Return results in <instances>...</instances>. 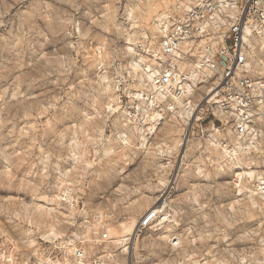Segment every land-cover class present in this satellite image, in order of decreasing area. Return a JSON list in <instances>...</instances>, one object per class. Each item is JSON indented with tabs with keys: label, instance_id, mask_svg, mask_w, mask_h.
Returning <instances> with one entry per match:
<instances>
[{
	"label": "rangeland",
	"instance_id": "374dc122",
	"mask_svg": "<svg viewBox=\"0 0 264 264\" xmlns=\"http://www.w3.org/2000/svg\"><path fill=\"white\" fill-rule=\"evenodd\" d=\"M170 1L0 0V239L31 230L42 235L50 223L62 236L89 215L119 231L120 222L141 219L165 192L173 226L155 222L139 232L133 246L141 264H169L172 249L160 234L180 228L182 214L197 230L203 214V228L225 229L255 264L263 261L264 204L239 195L227 173L197 167L189 148L186 161L170 155L165 163L160 147L176 149L166 135L174 122H164L152 143L141 140L135 125H124L98 74L99 49L114 55L129 33L123 5L133 28L138 15L149 19L153 3ZM75 24L78 38L68 34ZM41 205L55 211L46 214Z\"/></svg>",
	"mask_w": 264,
	"mask_h": 264
},
{
	"label": "built area",
	"instance_id": "2783aa9c",
	"mask_svg": "<svg viewBox=\"0 0 264 264\" xmlns=\"http://www.w3.org/2000/svg\"><path fill=\"white\" fill-rule=\"evenodd\" d=\"M126 7L122 20L131 40L125 37L114 55L99 49L97 70L112 86L127 121L148 129L149 144L165 120L176 121L181 139L198 143L189 149L198 155L197 167L221 163L239 195L247 199L251 194L264 204V0L156 2L149 19L138 15L133 28ZM68 34L78 38V24ZM151 124L156 128L151 130ZM173 152L176 161H186L178 158L180 150ZM244 168L253 170L252 177L238 176ZM174 183L168 181L167 187ZM165 194L160 195L162 208L141 217L135 239L166 210ZM185 217L180 216V228L167 231L169 264H255L225 229L203 228V214L197 216L198 230ZM100 219L89 215L58 237L33 230L7 234L0 239V264H141L133 245L110 242ZM195 232L201 240L191 238ZM259 242L264 261V237Z\"/></svg>",
	"mask_w": 264,
	"mask_h": 264
},
{
	"label": "bare ground",
	"instance_id": "6f19581e",
	"mask_svg": "<svg viewBox=\"0 0 264 264\" xmlns=\"http://www.w3.org/2000/svg\"><path fill=\"white\" fill-rule=\"evenodd\" d=\"M152 29H153V25H152ZM129 34V33H128ZM126 39H129V40H131L130 39V37H126ZM125 43V42H124ZM125 50V49H124ZM125 52L127 53V51L125 50ZM128 56V54H126V57ZM127 62H128V59H127ZM130 63L132 64V62L130 61ZM132 66H133V64H132ZM106 89H107V91H108V96H109V101H111L112 103H114V104H116V106L117 107H114V105L112 106V107H114L115 109H117L118 111H119V114H120V116L124 119L123 121H125L124 122V125H127L128 123H126V121H127V118L125 117V112L122 110V108L120 107V105L117 103V101H116V97H115V95H114V92H113V88H112V86L110 85V83H106ZM167 120H165L164 122H166ZM163 122V123H164ZM174 123L172 124V125H170V127L167 129L168 131H167V136H168V138L172 141V142H174L175 144H177V147H176V149H172V150H170V149H168L166 146H162V147H160V152L159 153H161V155L163 156V155H165L164 157V159L166 160H168V161H166L165 163H169V156L170 155H172V153H174L173 151L174 150H180V153H179V155H178V158L180 159V157H182V158H184V156L186 155V152H187V149L189 148L190 149V147L189 146H191L192 145V143L190 142V140H186V139H184V140H182L181 139V137H180V139L182 140V142H181V140H176V134L175 133H182V127L176 122V121H173ZM137 128H138V132H139V138L141 139V140H144L145 138H146V136H145V131L146 130H148L144 125H135ZM142 126H144L143 128H142ZM135 128V127H134ZM149 128H152L151 130H153V129H155L156 127L154 126V125H150V127ZM160 128H162V127H160ZM159 128V129H160ZM136 129V128H135ZM121 135H123L124 137H127L126 135H124V133H122ZM181 135V134H180ZM194 143V142H193ZM191 144V145H190ZM198 143H196V145H197ZM175 146V145H174ZM179 147V148H178ZM172 148H174V147H172ZM168 156V157H167ZM220 158H223V156L222 155H220ZM246 162V161H245ZM247 164V163H246ZM214 169H216L217 171H219V172H226V173H230V172H227V171H225V169L223 168V165L221 164V163H219V164H217V165H215L214 166ZM238 174V176H240V178H242V176L243 175H246L247 177H252V175H253V170L252 169H247V168H244L243 170H241V171H239V173H237ZM169 182H172V179L171 180H169ZM241 185V184H240ZM167 186V185H166ZM244 186V185H243ZM172 188V187H171ZM168 189H170V185L168 184ZM63 195H66L67 196V193H65V194H63ZM63 195H54L55 197H57V198H59V199H67L66 197H63ZM250 197H253L251 194L249 195V200H250ZM257 202H258V199L256 198V197H253ZM161 200V198H160V196H159V198L158 199H156V201L153 203V205H152V209L153 210H155V209H157V210H159L160 208H162V206H163V203H162V201H160ZM166 203V202H165ZM48 205H50L49 203H48ZM42 206V205H41ZM43 207V209L42 210H44V212L46 213V214H51V212L52 211H55V208H53V207H50V206H47V205H43L42 206ZM153 210H151L150 211V209H149V212L148 213H150V212H152ZM147 212H145V213H147ZM144 213V214H145ZM143 214V215H144ZM170 216H168V214H166L165 212L164 213H162V215L160 214L159 216H158V218L155 220V222H157L156 223V225H163L164 223H166V221H168ZM142 219H137V217H135V216H130V217H128L125 221H122V222H120V225H119V231L118 230H116L115 228H113V227H110V226H106L107 227V230L115 237V236H117L114 240H112L111 242L113 243V245L114 246H116V245H119V247H122V246H124V245H126L127 243H129L130 245H135V242L134 241H136L135 240V238H134V235H135V232H136V228L138 227V225H139V223H140V221H141ZM171 220V219H170ZM169 220V222H168V224L172 221H170ZM78 230V229H77ZM58 232V231H57ZM57 232H55V228L53 227V224L52 223H50L49 224V228H48V230H46V233L45 234H47L48 236V238H51V237H58V235L59 234H57ZM164 232L165 231H163V232H161V234H160V237L161 238H168L169 239V237L167 236L168 234H164ZM57 235H56V234ZM76 234H78V235H80V233H76ZM111 236V235H110ZM112 238V237H111ZM118 247V246H117ZM251 256V255H250ZM251 258H252V256H251ZM253 260V259H252ZM256 260V264H264V261H262V260H257V259H255Z\"/></svg>",
	"mask_w": 264,
	"mask_h": 264
}]
</instances>
